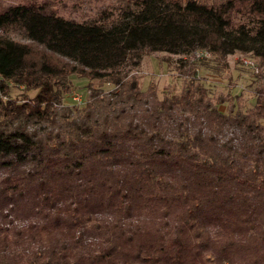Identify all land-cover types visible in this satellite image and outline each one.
I'll return each mask as SVG.
<instances>
[{"label": "trees", "instance_id": "1", "mask_svg": "<svg viewBox=\"0 0 264 264\" xmlns=\"http://www.w3.org/2000/svg\"><path fill=\"white\" fill-rule=\"evenodd\" d=\"M57 1L0 6V264H264V85L222 110L194 68L162 97L135 72L199 49L264 70V0H110L81 19ZM73 74L83 104L63 102Z\"/></svg>", "mask_w": 264, "mask_h": 264}, {"label": "rangeland", "instance_id": "2", "mask_svg": "<svg viewBox=\"0 0 264 264\" xmlns=\"http://www.w3.org/2000/svg\"><path fill=\"white\" fill-rule=\"evenodd\" d=\"M22 0H0V6L10 2ZM76 0H58L56 6L64 16H74L77 19L84 17V11L93 14L98 6L108 3L110 0H91L90 7L81 4L78 9L73 8ZM16 36V35H14ZM18 37V36H17ZM248 56L238 51L229 54L224 60L216 59L215 55L208 50L202 57L192 58L191 55L168 54L163 51H155L142 57L140 66L135 70L139 78L140 88L145 90L152 85L159 97L166 92L180 93L190 79L191 70L196 71V81L202 83L209 90V96L216 102L219 96L224 98L218 107L226 110L230 104L240 107H251L255 102L257 87L264 85V70L255 71L245 65L241 57ZM71 89L63 96L64 103H72V96L79 93L82 96V104L88 99L90 92L88 79L70 75ZM96 84V82H94ZM111 83H104L103 89L112 88ZM21 86L10 85V95L21 97ZM33 95L34 91L27 92Z\"/></svg>", "mask_w": 264, "mask_h": 264}, {"label": "built area", "instance_id": "3", "mask_svg": "<svg viewBox=\"0 0 264 264\" xmlns=\"http://www.w3.org/2000/svg\"><path fill=\"white\" fill-rule=\"evenodd\" d=\"M208 52L207 49H199L194 51L193 53H191L190 55L192 56V58H198V57H202L204 56V54H206ZM242 62L251 67L252 69H254L255 71L258 70L257 64L255 62V60L250 57V56H243L241 57ZM2 77L0 76V81H1ZM73 102L78 103V104H82L83 100H82V96L79 93H75L72 96Z\"/></svg>", "mask_w": 264, "mask_h": 264}]
</instances>
